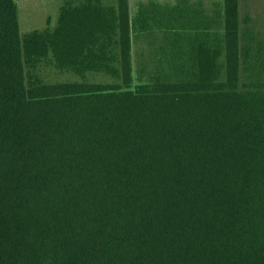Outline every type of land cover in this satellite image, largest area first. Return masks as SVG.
<instances>
[{"label":"trees","instance_id":"1","mask_svg":"<svg viewBox=\"0 0 264 264\" xmlns=\"http://www.w3.org/2000/svg\"><path fill=\"white\" fill-rule=\"evenodd\" d=\"M181 12L0 0V264H264V33Z\"/></svg>","mask_w":264,"mask_h":264},{"label":"rangeland","instance_id":"2","mask_svg":"<svg viewBox=\"0 0 264 264\" xmlns=\"http://www.w3.org/2000/svg\"><path fill=\"white\" fill-rule=\"evenodd\" d=\"M63 0H15L18 10L19 32L52 26ZM241 13L248 12L254 27L264 33V0H240ZM134 51L135 48H134ZM52 77L58 78L56 75Z\"/></svg>","mask_w":264,"mask_h":264},{"label":"crops","instance_id":"3","mask_svg":"<svg viewBox=\"0 0 264 264\" xmlns=\"http://www.w3.org/2000/svg\"><path fill=\"white\" fill-rule=\"evenodd\" d=\"M64 1V0H63ZM62 1V2H63ZM105 4H114L116 0H101ZM149 0H128L130 17H135L139 10L140 4H146ZM223 0H153V2L166 6L167 17L173 16L175 9L182 10V15L197 16L210 15L217 7L222 8ZM58 16V12H57ZM56 16V19H57ZM56 21V20H55ZM54 21V23H55ZM53 25V24H51ZM151 46L142 38L137 39L132 48H150Z\"/></svg>","mask_w":264,"mask_h":264}]
</instances>
